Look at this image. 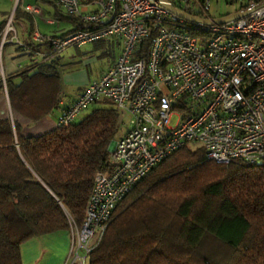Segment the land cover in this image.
Instances as JSON below:
<instances>
[{
    "label": "built area",
    "instance_id": "2783aa9c",
    "mask_svg": "<svg viewBox=\"0 0 264 264\" xmlns=\"http://www.w3.org/2000/svg\"><path fill=\"white\" fill-rule=\"evenodd\" d=\"M49 1L80 26L60 37L35 33L32 41L47 42L53 53L100 40L120 47L99 78L60 111L55 129L100 100L129 117L110 150L109 171L94 174L81 226H70V264H87L117 204L176 150L200 147L215 164L264 162V0H224L241 5L237 18L222 23L213 22L211 0L170 2L204 21L167 11L159 0H93L92 11L79 0ZM12 31L8 20L0 47Z\"/></svg>",
    "mask_w": 264,
    "mask_h": 264
},
{
    "label": "trees",
    "instance_id": "16d2710c",
    "mask_svg": "<svg viewBox=\"0 0 264 264\" xmlns=\"http://www.w3.org/2000/svg\"><path fill=\"white\" fill-rule=\"evenodd\" d=\"M57 78L52 64L9 77L11 108L32 121L49 114ZM98 102L67 128L35 137L0 118V264H22L20 246L31 238L81 226L119 130L114 106ZM87 264H264V162L215 164L200 147L176 150L117 204Z\"/></svg>",
    "mask_w": 264,
    "mask_h": 264
},
{
    "label": "crops",
    "instance_id": "0c3cea01",
    "mask_svg": "<svg viewBox=\"0 0 264 264\" xmlns=\"http://www.w3.org/2000/svg\"><path fill=\"white\" fill-rule=\"evenodd\" d=\"M79 1L84 10H95L93 0ZM8 20L13 31L7 34L0 47V118L8 119L12 125L16 124L22 137L40 136L55 129L54 123L60 111L73 102L89 82L99 78L119 54L120 47L115 41L100 40L110 43L117 52L97 76L90 77L83 69L76 68L73 63L75 56L69 55L65 61L64 51L49 56L47 42L31 40L35 33L43 37H60L75 30L78 28L76 18L67 16L49 0H0V40ZM10 38L13 40L10 41ZM16 41L22 44L18 45ZM49 64H52L58 77V107L42 118L32 121L11 108L6 81L24 70H27L29 75L34 73L38 66ZM10 80L13 85H17L20 76H14ZM72 258L69 231L34 237L20 246L22 264H70Z\"/></svg>",
    "mask_w": 264,
    "mask_h": 264
},
{
    "label": "rangeland",
    "instance_id": "374dc122",
    "mask_svg": "<svg viewBox=\"0 0 264 264\" xmlns=\"http://www.w3.org/2000/svg\"><path fill=\"white\" fill-rule=\"evenodd\" d=\"M240 5V1L227 2L224 0H211L209 12L211 17L224 16L234 13ZM96 43H98V41L95 43H87L85 46H69L65 48L61 51H64V61L68 59L67 57H69V55H73L76 57V60L73 61L76 68L83 69L88 73L90 77L97 76L99 72L108 65L109 61L116 54L117 50L115 49V47L110 46V43L107 44L105 41H99V45ZM100 106L103 107L104 104L102 102L94 103L88 109L83 111L82 115L89 112L93 108H97ZM128 120L129 117L127 115L122 116L119 124L118 134L115 137L114 141H117L121 134H123V132L127 129Z\"/></svg>",
    "mask_w": 264,
    "mask_h": 264
},
{
    "label": "water",
    "instance_id": "95a60500",
    "mask_svg": "<svg viewBox=\"0 0 264 264\" xmlns=\"http://www.w3.org/2000/svg\"><path fill=\"white\" fill-rule=\"evenodd\" d=\"M160 1V5L163 6L167 11H170V12H173L183 18H186V19H189V20H192V21H199V20H202V19H199V18H196V17H193L187 13H184L178 9H176L168 0H159ZM240 15L239 12H234V13H231V14H228L226 16H222V17H218V18H215L213 19V22L214 23H222V22H225L227 20H231V19H234V18H237L238 16ZM204 21V20H202ZM205 22H209L208 20H205ZM122 115H123V111H120L118 113V117H117V126L120 124V121L122 119ZM114 144H110V147L112 146L113 147Z\"/></svg>",
    "mask_w": 264,
    "mask_h": 264
}]
</instances>
